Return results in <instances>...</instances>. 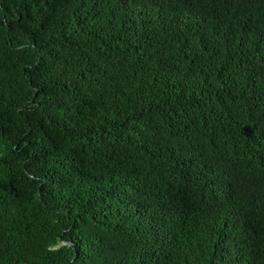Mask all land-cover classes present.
Listing matches in <instances>:
<instances>
[{"label":"trees","instance_id":"trees-1","mask_svg":"<svg viewBox=\"0 0 264 264\" xmlns=\"http://www.w3.org/2000/svg\"><path fill=\"white\" fill-rule=\"evenodd\" d=\"M0 264H264V0H0Z\"/></svg>","mask_w":264,"mask_h":264}]
</instances>
